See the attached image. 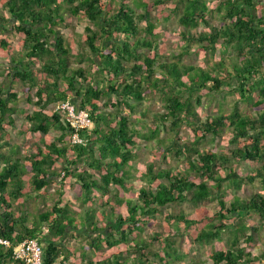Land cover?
<instances>
[{"label": "trees", "instance_id": "1", "mask_svg": "<svg viewBox=\"0 0 264 264\" xmlns=\"http://www.w3.org/2000/svg\"><path fill=\"white\" fill-rule=\"evenodd\" d=\"M69 15L87 22L76 51L58 29ZM171 18L182 44L162 57L155 29ZM9 34L20 36L16 45ZM218 44L226 54L206 68L182 61L193 46L213 55ZM0 55V239L10 242L0 244V264H24L12 256L24 239L38 240L41 264H65L73 238L86 243L79 264H202L178 257L181 236L203 245L223 233L212 264H264V249L247 246L264 227V0H0ZM224 90L238 96L231 110L202 119L193 96L200 103L202 91ZM147 96L162 110L151 111ZM64 101L85 110L90 126L73 128L54 107ZM19 118L21 132L57 134L22 147L10 134ZM142 142L151 161L138 177ZM245 162L255 165L243 174ZM70 187L79 210L64 197ZM37 197L43 208L31 215L22 205ZM184 202L194 214L164 212ZM162 214L168 232L142 238Z\"/></svg>", "mask_w": 264, "mask_h": 264}, {"label": "rangeland", "instance_id": "2", "mask_svg": "<svg viewBox=\"0 0 264 264\" xmlns=\"http://www.w3.org/2000/svg\"><path fill=\"white\" fill-rule=\"evenodd\" d=\"M216 0H207V4L209 6H213ZM5 15L8 16V11H4ZM213 23L218 24L217 19L211 20ZM159 22V21H158ZM87 24L86 20L82 18H77L75 16L69 15L66 16L65 21L58 26V29L63 34V36L68 39L71 43H73L74 51H76V45L75 41L80 38V35L84 31V26ZM141 26L144 25L142 22L140 24ZM201 27L205 28V26L201 25ZM178 25L175 19H169V20H161L159 23H157L155 32L158 34V43H159V51L162 53V57L168 56L171 57V54H176L178 51V46L182 44V40L179 36L178 32ZM8 38L12 45H16L18 39L20 38L19 35L16 34H9ZM196 46H193L188 54H185L182 57V61L186 63H191L193 65L201 66L203 68H206V66L211 63L213 60L219 59L220 57L224 56L226 53V48L224 45H217L216 50L213 55L210 53L205 54L202 51H195ZM7 59L4 58L2 55H0V63L6 64ZM17 85V84H16ZM226 88V87H225ZM15 90L19 91V96H21V90L18 89V86L15 87ZM216 92V93H206V91H202L200 95V103H197L195 100V96H193V101L196 110L198 111L200 117L204 119L208 115L215 114L218 110V108H222L224 111H229L232 108V103L235 99L238 98V96L225 92ZM148 99L145 100L144 104L149 105V109L151 111H161L162 108L160 106V102L158 103V97L150 98V96H147ZM150 98V99H149ZM222 103V106H221ZM26 106V104L24 105ZM58 104H55L54 107H57ZM240 107L242 109H246V105L244 103H240ZM28 108H33L31 105H28ZM20 122L21 119H16L15 126L13 128H10V134L12 137V140L17 143L18 145L22 147L30 146L33 143H37L41 145V140L43 137L46 139H52L57 134V131L50 130L49 134L46 136H43L41 133H31V132H21L20 131ZM181 135L185 136L186 138L191 139L192 134L188 128H184L181 130ZM227 136L218 137L213 142L211 141H202L200 143V146H211L217 144H224L225 139ZM144 142L141 143V148L139 149L137 153V159L132 162V168H133V174L140 177L141 171L144 168V165L146 162L151 161L150 158V152L143 148ZM160 161V159H157ZM161 166H165L163 163H160ZM255 164L245 162L241 165V172L243 174L246 173V170L251 169V167H254ZM138 179V178H137ZM58 187V184H54L49 189V196L47 204L50 206L55 199L53 198V193L55 192V189ZM27 191V190H26ZM119 197L131 194V193H125L120 189L116 190ZM251 189H246L243 191H238L237 193L242 197H247L251 193ZM35 193H32L34 195ZM132 194H134L132 192ZM234 194L233 191H227L226 196L230 197ZM78 191L75 189V187H70L69 190L64 194V197L66 199L74 201V208L76 210H79L81 208V204L79 201H77ZM213 205V204H212ZM209 205V207L213 210V206ZM23 209L26 208L28 212L35 213L38 211H41V208H43V204L41 203V198H29L28 201L25 202V204L22 205ZM14 207H17L14 205ZM184 210L187 213L194 214L193 209H191L190 203H180L177 205H170L167 208L164 209V212H170V211H177V210ZM164 216L157 215L156 222L154 225H146L145 226V232L142 233V238L146 239L147 235L154 231L155 229L160 230L162 233H167V225L166 221L164 220ZM248 223L256 226L257 220L255 217H250L248 219ZM223 239L221 241H214L211 244H203L199 245L196 243H193L190 241V238H187L186 236H181L182 239L179 241V247H178V257H180L182 260L187 261L191 258L193 259H201L202 264H212V261L210 260V254L214 250H218L223 247L225 238L228 236L227 233H223ZM253 241L250 243V245H247L249 249L254 253H260L264 249V227L259 230L258 232L253 234ZM68 244L73 247V253L75 255L71 256L68 261H64L65 264H79L81 262L80 253L83 251L82 245H86V243L83 242V240H78L76 238L70 239L68 241ZM158 246V243H156ZM240 245H244V242L241 241ZM120 247H124L123 244L120 245ZM115 249V248H114ZM116 250V249H115ZM94 259H98L97 256L93 255ZM56 264H61L60 262H57Z\"/></svg>", "mask_w": 264, "mask_h": 264}, {"label": "built area", "instance_id": "3", "mask_svg": "<svg viewBox=\"0 0 264 264\" xmlns=\"http://www.w3.org/2000/svg\"><path fill=\"white\" fill-rule=\"evenodd\" d=\"M56 108L64 113L67 121L75 129L87 127L91 124L87 112L83 109L77 111L74 105L68 101L59 103ZM71 141L81 142V139L77 133H73L71 135ZM0 244L10 246V242L6 239H0ZM41 253V245L37 239H24L12 249L13 258L23 261L24 264H41Z\"/></svg>", "mask_w": 264, "mask_h": 264}]
</instances>
